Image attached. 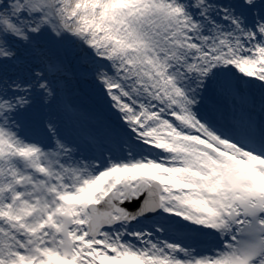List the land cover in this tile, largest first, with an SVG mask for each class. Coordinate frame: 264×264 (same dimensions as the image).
Returning a JSON list of instances; mask_svg holds the SVG:
<instances>
[{
  "label": "snow or ice",
  "instance_id": "1",
  "mask_svg": "<svg viewBox=\"0 0 264 264\" xmlns=\"http://www.w3.org/2000/svg\"><path fill=\"white\" fill-rule=\"evenodd\" d=\"M0 264H264V0H0Z\"/></svg>",
  "mask_w": 264,
  "mask_h": 264
}]
</instances>
